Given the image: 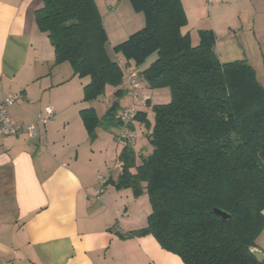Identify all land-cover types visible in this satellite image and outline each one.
Segmentation results:
<instances>
[{"label": "trees", "instance_id": "1", "mask_svg": "<svg viewBox=\"0 0 264 264\" xmlns=\"http://www.w3.org/2000/svg\"><path fill=\"white\" fill-rule=\"evenodd\" d=\"M128 1L144 24L112 50L136 67L155 54L140 74L149 88L168 87L170 100L150 107L151 151L136 163L125 143L117 156L120 174L106 182L148 196L146 225L127 236L151 234L184 264H260L250 248L264 227V62L262 75L245 59L221 62L209 29L198 30L192 44L181 31L187 24L181 0ZM34 16L55 64L68 62L74 75L87 78L83 100L121 85L123 70L105 50L94 0H42ZM122 95L115 90L100 118L93 107L79 111L90 139L99 125L122 126ZM135 121L148 126L147 110L135 112L129 130Z\"/></svg>", "mask_w": 264, "mask_h": 264}, {"label": "crops", "instance_id": "2", "mask_svg": "<svg viewBox=\"0 0 264 264\" xmlns=\"http://www.w3.org/2000/svg\"><path fill=\"white\" fill-rule=\"evenodd\" d=\"M181 3L187 24L192 19V44L199 41L198 28L212 30L221 62L245 59L262 75L264 0ZM41 5L42 0H0V100L14 97L7 107L11 121L35 128L34 136L25 129L0 136V264H184L151 234L127 236L146 225V196L112 183L97 194L98 175L106 182L118 178L117 156L125 142L117 127L103 125L90 139L79 113L93 107L102 117L118 88L123 95L117 113L134 98L139 104L142 97L151 99L150 92L138 87L132 97L122 81L106 87L108 98L83 100L87 78L74 75L68 62L55 64L53 47L35 22ZM115 61L127 80L131 72L142 78L144 68L124 58ZM46 106L53 117L42 123ZM137 124L130 130L134 150ZM255 243L264 253V227Z\"/></svg>", "mask_w": 264, "mask_h": 264}, {"label": "rangeland", "instance_id": "3", "mask_svg": "<svg viewBox=\"0 0 264 264\" xmlns=\"http://www.w3.org/2000/svg\"><path fill=\"white\" fill-rule=\"evenodd\" d=\"M94 3L101 16L102 24L107 34V41L104 44L107 54L109 55L111 59L117 60V59L123 58L120 54H115L114 51L112 50V47L114 44L119 43L120 41L124 40L127 37V36L121 35L123 31H124L123 33L129 34V33H132L140 29L143 26L144 24L143 14L141 12L134 11L128 0H94ZM191 22H192V19H191ZM191 22H189L188 24L184 26L183 31H185V33L189 31L191 28L193 29V25ZM201 29L198 28L197 33H198V30H201ZM155 58H156L155 54L151 55L149 58H147L145 63L142 64L139 68L140 69L145 68ZM122 70H123L122 87H125L128 89L129 80L126 79V75H127L126 70L124 69V67H122ZM260 70L261 69L259 68L257 71H260ZM137 84H138V87L145 86L146 91L150 92L149 96L151 97L150 99L151 105L147 107L148 126H146L145 124H137L135 132H134V147L136 150L135 152L137 154L135 162L139 163L141 161L140 155L144 156L149 151H151V146L149 145L148 141H146L147 139L145 136L147 133H149L152 123H153V112L150 107L154 104L168 102L170 100V90L166 86L149 88L146 82L144 81V79L142 78L137 80ZM110 95L111 94H109V88H108L106 89V92L103 95L102 99L108 98L110 97ZM140 95H142V93ZM147 98L149 99V97H146V96L142 97L141 99L143 101L140 104L137 103V101H133V103L136 104L138 108L142 107L144 106V101ZM100 105L102 106V103H100ZM99 173L105 174L102 172H99ZM142 195L146 196L147 198L146 209H151L148 196L145 193H143Z\"/></svg>", "mask_w": 264, "mask_h": 264}, {"label": "built area", "instance_id": "4", "mask_svg": "<svg viewBox=\"0 0 264 264\" xmlns=\"http://www.w3.org/2000/svg\"><path fill=\"white\" fill-rule=\"evenodd\" d=\"M136 78H137V74L135 72L129 73L128 79L130 82V87L128 88V93L132 97L136 96L135 90L138 87ZM147 99H145V101ZM14 100L15 98L12 96H7L0 100V136L15 134L22 129H25L30 135L34 136L35 128L33 125L31 124L22 125V124H17L11 121L8 115L7 107L11 105L14 102ZM134 100L135 98L133 99V101ZM133 101L129 105L125 106L119 112V120L121 121L122 126L119 128L120 132L118 134V137L119 139H122L125 143H129V144L131 143L133 135L131 131L128 129V124L131 122L135 112L138 110V106L134 104ZM145 101H144V104H145ZM52 117H53L52 108L50 106H46L44 108V116H42L39 121L42 123H45L47 120L51 119ZM97 179H98L99 186L96 192L97 194H99L103 192L104 190L106 179L101 175H98Z\"/></svg>", "mask_w": 264, "mask_h": 264}, {"label": "water", "instance_id": "5", "mask_svg": "<svg viewBox=\"0 0 264 264\" xmlns=\"http://www.w3.org/2000/svg\"><path fill=\"white\" fill-rule=\"evenodd\" d=\"M217 215L221 216L223 219H226L229 217V214L219 210V209H214L213 210ZM251 252L255 256L256 260L260 262V264H264V253L261 252L258 248L252 247L250 248Z\"/></svg>", "mask_w": 264, "mask_h": 264}]
</instances>
